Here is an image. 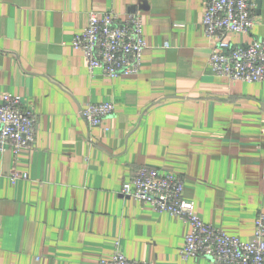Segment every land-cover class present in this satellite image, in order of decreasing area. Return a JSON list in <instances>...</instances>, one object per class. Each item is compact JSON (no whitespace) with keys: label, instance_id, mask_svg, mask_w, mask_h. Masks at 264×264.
<instances>
[{"label":"crops","instance_id":"crops-1","mask_svg":"<svg viewBox=\"0 0 264 264\" xmlns=\"http://www.w3.org/2000/svg\"><path fill=\"white\" fill-rule=\"evenodd\" d=\"M142 17L141 73L91 75L72 47L91 12ZM204 0H0V95L22 97L37 116L33 149L0 150V264H100L119 245L132 260L183 261L189 226L121 196L142 166L181 177L184 198L207 224L245 241L264 213V83L211 73L216 39ZM264 39V1L248 34ZM115 113L90 128L88 104ZM28 179L11 181V173Z\"/></svg>","mask_w":264,"mask_h":264},{"label":"built area","instance_id":"built-area-1","mask_svg":"<svg viewBox=\"0 0 264 264\" xmlns=\"http://www.w3.org/2000/svg\"><path fill=\"white\" fill-rule=\"evenodd\" d=\"M264 0H204L203 29L216 39L208 67L217 77L230 82L264 83V39L235 45L230 34H248L256 25L257 6ZM72 47L83 53L91 75L100 72L109 78H133L141 73L144 51L142 17L131 13L122 17L115 11L91 12L87 27L74 38ZM115 113L112 103H88L81 116L90 128L98 127ZM38 116L26 109L22 97L0 95V150L15 155L34 148ZM11 181L28 179L27 174L11 173ZM184 180L170 173L142 166L123 184L120 194L169 214L190 228L180 250L183 261L199 258L214 264H264V213L255 221L253 238L245 241L228 235L222 228L205 223L195 205L184 198ZM100 264H150L129 259L117 245L111 259Z\"/></svg>","mask_w":264,"mask_h":264}]
</instances>
